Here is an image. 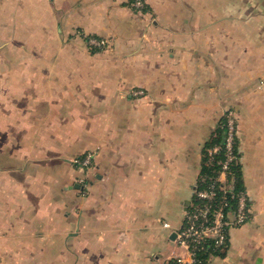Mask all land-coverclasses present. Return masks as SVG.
<instances>
[{
  "label": "crops",
  "instance_id": "crops-1",
  "mask_svg": "<svg viewBox=\"0 0 264 264\" xmlns=\"http://www.w3.org/2000/svg\"><path fill=\"white\" fill-rule=\"evenodd\" d=\"M135 1L0 0L4 264L186 255L174 231L229 109L254 218L208 264H264V0Z\"/></svg>",
  "mask_w": 264,
  "mask_h": 264
},
{
  "label": "built area",
  "instance_id": "built-area-1",
  "mask_svg": "<svg viewBox=\"0 0 264 264\" xmlns=\"http://www.w3.org/2000/svg\"><path fill=\"white\" fill-rule=\"evenodd\" d=\"M146 0H136L135 5L144 8ZM94 48L108 45L105 37H87ZM264 84V72L261 77ZM227 120L223 144H215L207 149L203 164L211 167V172H201L193 189V197L187 206L181 226L174 231L177 244L186 255H174L167 264H201L202 254L210 257L226 249L233 228L254 218L251 197L245 187H238L232 165L241 162V151L237 145L235 114L232 110L224 114ZM93 153L77 157V166L91 164ZM168 226V223H165ZM0 264H4L0 258Z\"/></svg>",
  "mask_w": 264,
  "mask_h": 264
},
{
  "label": "trees",
  "instance_id": "trees-1",
  "mask_svg": "<svg viewBox=\"0 0 264 264\" xmlns=\"http://www.w3.org/2000/svg\"><path fill=\"white\" fill-rule=\"evenodd\" d=\"M226 120H227L226 116L223 115V117L218 122V126L215 128V132L213 133V136L205 144L204 150H203V154H204L203 161L205 160V153L207 152V149L209 147H212L215 144H223V139L225 137V128L222 127L221 125ZM237 145L239 146V137H238V140H237ZM84 155H82V156H84ZM203 161H202V164H203ZM232 168H233V171H234V174H235L237 186L238 187H241V188L244 187L243 177H242V162L237 161L236 163H234L232 165ZM203 172L204 173L205 172H211V167H208V166H206V165L203 164L202 165V173ZM192 199H194V197H192ZM201 256L203 258V262L201 264H208V261H207L208 255H207V253H203Z\"/></svg>",
  "mask_w": 264,
  "mask_h": 264
},
{
  "label": "rangeland",
  "instance_id": "rangeland-1",
  "mask_svg": "<svg viewBox=\"0 0 264 264\" xmlns=\"http://www.w3.org/2000/svg\"><path fill=\"white\" fill-rule=\"evenodd\" d=\"M105 38H107V37H105ZM86 40H85V42H86V44H87V47L89 48V49H91V50H94V47L93 46H91L89 43H88V40H87V38H85ZM109 39V38H108ZM110 41H111V39H109ZM109 44H110V42H109ZM105 45L104 47H102V48H99L100 50H106V49H108V48H110L109 46L111 45ZM135 94H144V91L142 90V89H135ZM229 110H232V109H229ZM228 111V110H227ZM233 111V110H232ZM226 113V112H225ZM233 114H235V112L233 111ZM235 121H236V132H238V130H237V119H236V116H235ZM238 134V133H237ZM93 153V152H92ZM80 157V156H79ZM77 157H73V159H72V162H73V164L74 165H76V163L74 162V159H76ZM77 166V165H76ZM92 166H94V164L93 163H91V164H89V165H87V166H78L79 168H90V167H92Z\"/></svg>",
  "mask_w": 264,
  "mask_h": 264
}]
</instances>
